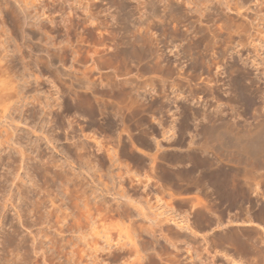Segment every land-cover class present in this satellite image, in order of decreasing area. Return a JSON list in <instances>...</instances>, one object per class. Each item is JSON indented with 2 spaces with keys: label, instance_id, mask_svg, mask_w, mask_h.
Returning a JSON list of instances; mask_svg holds the SVG:
<instances>
[{
  "label": "rangeland",
  "instance_id": "374dc122",
  "mask_svg": "<svg viewBox=\"0 0 264 264\" xmlns=\"http://www.w3.org/2000/svg\"><path fill=\"white\" fill-rule=\"evenodd\" d=\"M174 1L0 0L6 82L44 105L0 115L1 141L18 128L0 151V264H264V161L207 140L264 124V0Z\"/></svg>",
  "mask_w": 264,
  "mask_h": 264
},
{
  "label": "bare ground",
  "instance_id": "6f19581e",
  "mask_svg": "<svg viewBox=\"0 0 264 264\" xmlns=\"http://www.w3.org/2000/svg\"><path fill=\"white\" fill-rule=\"evenodd\" d=\"M121 1V0H120ZM146 1V0H145ZM177 1V0H176ZM176 1H174V2H176ZM151 5H152V7L153 6H156L157 5V2L156 1H148ZM147 2V3H148ZM183 2V1H182ZM54 3V2H53ZM58 3V2H57ZM170 3V2H169ZM185 3V2H184ZM143 5H145V7H146V5L147 4H145V2H143L142 3ZM166 4H167V2H166ZM86 5V4H85ZM91 5V4H90ZM189 5L191 6V4L189 3ZM18 6V5H17ZM227 6V5H226ZM148 7V6H147ZM206 7V6H205ZM231 7V6H230ZM19 8H21L20 6H19ZM191 8V7H190ZM227 8H228V6H227ZM59 9V8H58ZM77 9V8H76ZM144 10H145V8H143ZM150 8L148 7V10H149ZM159 9V8H158ZM174 9V8H173ZM148 10L146 11L147 12V14L149 13L148 12ZM154 10H155V8H154ZM172 10V9H171ZM182 10V9H181ZM191 10V9H190ZM194 10V9H193ZM197 10V9H196ZM229 10H230V8H229ZM91 11V10H90ZM143 11V10H142ZM167 11V10H166ZM192 11V10H191ZM2 12V11H1ZM61 12V11H60ZM86 12V11H85ZM169 12V11H168ZM174 12H175V10H174ZM195 12V11H194ZM193 12V13H194ZM142 13H145V12H142ZM179 13V12H178ZM193 13H191V14H193ZM197 12H195L194 13V16H195V14H196ZM25 14V13H24ZM61 14V13H60ZM92 14V13H91ZM146 14V13H145ZM144 14V15H145ZM174 14V13H173ZM198 14H200V11L198 12ZM201 14H202V16H201ZM200 14V16L201 17H203V13H201ZM76 15V14H75ZM127 15V14H126ZM129 15V14H128ZM127 15V16H128ZM143 14H142V17L144 16ZM170 15V14H169ZM186 15V14H185ZM61 16H63V15H61ZM149 16V15H148ZM167 16V15H166ZM187 16H188V14H187ZM209 16V15H208ZM220 16V15H219ZM94 17V16H93ZM96 17V16H95ZM146 17H147V15H146ZM171 17V16H170ZM192 16H190V18H191ZM66 18V17H65ZM144 18V17H143ZM152 18V17H151ZM172 18V17H171ZM189 18V17H188ZM29 17L27 16V15H24V17H23V24L25 25V26H29L30 27V25H31V23L29 22ZM70 19V18H69ZM127 19V18H126ZM147 19V18H146ZM148 19H149V17H148ZM192 19V18H191ZM190 19V20H191ZM20 20H21V18H20ZM130 20V19H129ZM144 19H142V22H146L145 20L143 21ZM69 21V20H68ZM126 21V20H125ZM198 21V20H197ZM21 22V21H20ZM77 22V21H76ZM162 22V21H161ZM65 23H67V22H65ZM71 23V22H70ZM232 23V22H231ZM21 24H22V22H21ZM35 24V23H34ZM143 24V23H142ZM151 24V23H150ZM149 24V25H150ZM171 25V24H170ZM236 25V24H235ZM79 26V25H78ZM71 27V26H70ZM144 27V26H143ZM142 27V28H143ZM147 27H148V25H147ZM164 27V26H163ZM22 28H23V26H22ZM151 28V27H150ZM153 28V27H152ZM172 28V27H171ZM174 29H175V27H173ZM137 29V28H136ZM144 29H146L145 27H144ZM149 29V28H148ZM166 29H168V28H166ZM177 30H178V28H176ZM24 30V29H23ZM164 30V29H163ZM171 30V29H170ZM169 30V32H171ZM173 30V29H172ZM189 30V29H188ZM218 30H219V28H218ZM228 30V29H227ZM226 30V31H227ZM123 31V30H122ZM233 31V30H232ZM239 31V30H238ZM134 32V31H133ZM154 32V31H153ZM165 32V31H164ZM163 32V33H164ZM173 32V31H172ZM175 32V31H174ZM178 32V31H177ZM177 32H175V33H177ZM75 33V32H74ZM152 33V32H151ZM174 33V34H175ZM26 34V33H25ZM166 34V33H165ZM172 34V33H171ZM179 34V33H178ZM177 34V35H178ZM238 34V33H237ZM130 35V34H129ZM150 35H152V34H150ZM164 35V34H163ZM214 35V34H213ZM94 36V35H93ZM168 36V35H167ZM166 38V37H165ZM173 38V37H172ZM161 39V38H160ZM110 40V39H109ZM153 40V39H152ZM226 40V39H225ZM105 42H106V40H105ZM128 42V41H127ZM161 42H163V41H161ZM167 42V41H166ZM185 42H187V41H185ZM126 43V42H125ZM234 43V42H233ZM124 44V43H123ZM152 44V43H151ZM154 44V43H153ZM152 44V45H153ZM190 44V43H189ZM125 46H126V44H124ZM128 45V44H127ZM130 45V44H129ZM148 45V44H147ZM146 45V46H147ZM158 45V44H157ZM156 45V46H157ZM201 45V44H200ZM174 46H176V45H174ZM130 47V46H129ZM150 47V46H149ZM155 47V46H154ZM154 47H151L152 49L154 48ZM192 47V46H191ZM207 47V46H206ZM150 48V49H151ZM174 48V49H173ZM172 49H173V51L175 50V47H173ZM176 48H178V46H176ZM84 49V48H83ZM125 49V48H124ZM150 49H149V51H150ZM151 49V51H153ZM197 49V48H196ZM130 50V49H129ZM177 50V49H176ZM188 50H190V49H188ZM193 50V49H192ZM200 50V49H199ZM151 51L149 52V54L151 53ZM172 51V52H173ZM206 51V50H205ZM97 52V51H96ZM146 52V51H145ZM144 52V50H142V53H144V54H146ZM148 52V51H147ZM121 53V52H120ZM128 53V52H127ZM126 53V54H127ZM141 53V54H142ZM176 53H177V51H176ZM198 53V52H197ZM215 53V52H214ZM7 54V53H6ZM60 54V53H59ZM139 54V53H138ZM143 54V55H144ZM152 54V53H151ZM150 54V55H151ZM156 54V53H155ZM160 54V53H159ZM98 55V54H97ZM114 55V54H113ZM148 55V54H147ZM150 55H148V58L150 57ZM154 55V54H153ZM162 55V54H161ZM177 56H178V54H176ZM8 55H4V57L2 58V59H0V115H2V118L3 119H6L7 120V118H6V116L7 115H9V114H11L12 113V111L14 110H18L19 108H21V107H23L24 106V104L22 103L23 102V100H24V103H26L25 101L27 100V99H29L28 98V95L29 94H34V92L36 93V91L38 90V88L36 89V88H33V87H35V86H33V87H28V85H27V81L24 83V84H19V81L17 80V83H18V85H15L14 86V84H17L16 83V80H15V83H13L14 81H12V79H11V77L13 76V75H11L10 76V80H11V82L10 81H8V82H6V79L7 78H9V72H7L6 70H3L2 69V65H1V61L2 60H5L6 59V57H7ZM60 56V55H59ZM61 56H63V54L61 55ZM146 56V55H145ZM147 57V56H146ZM21 58H22V55H21ZM46 58V57H45ZM48 58V57H47ZM143 58H144V56H143ZM148 58H146V61H147V59ZM153 58V57H152ZM160 58V57H159ZM158 58V59H159ZM163 58V57H162ZM161 58V60H163ZM104 59V58H103ZM145 59V58H144ZM151 59V57L148 59V60H150ZM202 59V58H201ZM34 60V59H33ZM65 60V59H64ZM199 60V59H198ZM37 61L39 62L40 61V59L38 60V58H37ZM36 61V62H37ZM43 61H44V64H46L45 62H46V60H42V63H43ZM155 61V60H154ZM202 61V60H201ZM29 62V61H28ZM38 62H37V65H38ZM48 62H50V61H48ZM61 62H63V61H61ZM94 62V61H93ZM96 62V61H95ZM148 62V61H147ZM163 62V61H162ZM162 62H160V63H157L156 65H159V64H161V66H162ZM203 62V61H202ZM26 63V62H25ZM24 63V64H25ZM54 63V62H53ZM52 63V64H53ZM56 63V62H55ZM98 63V62H97ZM151 63H153V61L151 62ZM150 63V65L153 67V65H155V63L152 65ZM165 63V62H164ZM166 63H167V61H166ZM40 64V63H39ZM49 64V63H48ZM104 64V63H103ZM169 64H170V61H169ZM29 65V64H28ZM27 65V66H28ZM32 65V64H31ZM40 65H42V64H40ZM40 65H38V66H40ZM95 64H93V66H94ZM115 65V64H114ZM117 65V64H116ZM132 65V64H131ZM148 65V64H147ZM164 65V64H163ZM201 65V64H200ZM50 66H54V65H50ZM103 66V65H102ZM150 66V67H151ZM160 66V65H159ZM159 66H157V67H159ZM166 66V65H165ZM169 65L167 64V66L166 67H164L165 68V70L167 69V67H168ZM173 64H172V67H171V69H173ZM179 66V65H178ZM31 67V66H30ZM99 68H100V66H98ZM98 67H95L96 68V70L98 71ZM125 67H127V66H125ZM170 67V66H169ZM32 68V67H31ZM41 68V67H40ZM44 68V67H43ZM48 68V67H47ZM94 68V67H93ZM98 68V69H97ZM116 68V67H115ZM138 68V67H137ZM160 68V67H159ZM164 68H161V69H159V70H164ZM29 69V68H28ZM101 69V68H100ZM149 69V68H148ZM194 69V68H193ZM95 70V69H94ZM162 70V71H163ZM170 70V69H169ZM168 69H167V71H169ZM60 71V70H59ZM81 71V70H80ZM96 71V72H97ZM106 71V70H105ZM43 72V71H42ZM55 72V71H54ZM100 72V71H99ZM139 72V71H138ZM173 72V71H172ZM117 73H118V71H117ZM116 73V74H117ZM169 73H171L170 71H169ZM53 74V73H52ZM56 74V73H55ZM85 73H83V75H84ZM89 74V73H88ZM87 74V75H88ZM91 74V73H90ZM92 74H93V72H92ZM94 74H97V73H94ZM158 74V73H157ZM100 75V74H99ZM111 75V74H110ZM123 75V74H122ZM128 75V74H127ZM130 75V74H129ZM8 76V77H7ZM33 76V75H32ZM93 76V75H92ZM183 76V75H182ZM18 77V76H17ZM55 77V76H54ZM85 77H86V75H85ZM103 77V76H102ZM119 77V76H118ZM90 77H89V75H88V80L90 81V79H89ZM104 78V77H103ZM109 79H111L110 77H108ZM37 79V78H36ZM189 79V78H188ZM9 80V79H8ZM83 80H87V77H86V79L85 78H83ZM87 80V81H88ZM78 81V80H77ZM79 81H81V82H83L82 80H79ZM86 81V82H87ZM88 81V82H89ZM126 81H128V80H125L124 82L126 83ZM39 82V81H38ZM85 82V81H84ZM91 82V81H90ZM89 82V83H90ZM92 82H93V80H92ZM92 82H91V84H92ZM105 82V81H104ZM104 82H102V83H104ZM110 82V81H109ZM123 82V83H124ZM130 82V81H129ZM11 83H13V84H11ZM29 83V82H28ZM89 83H87L88 85H89V87H92L93 89H94V91H97V90H95V86H96V84H94L95 86L93 87V86H90V84ZM96 83H97V81H96ZM185 83V82H184ZM118 84V83H117ZM108 85H110V84H108ZM119 85V84H118ZM122 85V84H121ZM120 85V86H121ZM126 85H129L128 83H126ZM84 86H86V85H84ZM97 86H98V84H97ZM96 86V87H97ZM107 86V85H106ZM112 86H113V84H112ZM125 87L126 88V86L125 85H122V87ZM130 87V86H129ZM121 88V87H120ZM124 88V89H125ZM93 89H91V90H93ZM127 89V88H126ZM126 89H125V91H126ZM86 90V89H85ZM88 90H90V88H87V91ZM122 90V89H121ZM128 90V89H127ZM136 90V89H135ZM99 91V90H98ZM97 91V92H98ZM124 91V90H123ZM125 91L123 92V93H125ZM38 92V91H37ZM92 92V91H91ZM95 93V92H94ZM93 92L91 93L92 95L94 94ZM127 93V92H126ZM37 94V93H36ZM39 94V93H38ZM87 94V93H86ZM96 94H99V93H95L94 95H96ZM93 95V96H94ZM105 95H106V93H105ZM71 96V95H70ZM88 96H90V95H88ZM119 96V95H118ZM27 97V98H26ZM31 98V100L29 101V102H31V101H33V99L34 100H37L39 103H40V105L42 104L43 105V102H41L40 100L41 99H38L36 96H30ZM78 97V96H77ZM111 97V96H110ZM125 97V96H124ZM72 98V97H71ZM104 98V97H103ZM137 98V97H136ZM91 99V98H90ZM94 99H95V96H94ZM93 99V100H94ZM99 99V98H98ZM92 100V99H91ZM96 101H98L97 99H95ZM133 100V99H132ZM37 101H35V102H37ZM49 101V100H48ZM137 101V100H136ZM45 102V101H44ZM86 102V101H85ZM107 102V101H106ZM20 103H22L20 106L21 107H19L18 106V109H16L17 107V105H19ZM39 103H38V105H39ZM94 103V102H93ZM28 104H30V103H28ZM34 104V103H33ZM46 104V103H45ZM82 104V103H81ZM92 104V103H91ZM98 104H100V103H98ZM118 104V103H117ZM131 104V103H130ZM27 105V104H26ZM36 105H37V103H36ZM39 105V106H40ZM54 105V104H53ZM137 105V104H136ZM29 106V105H28ZM27 106V107H28ZM44 106V105H43ZM46 106V105H45ZM50 106V105H49ZM49 106H47V107H49ZM93 106V105H92ZM100 106V105H99ZM109 106V105H108ZM134 106V105H133ZM140 107V106H139ZM138 107V108H139ZM26 108V107H25ZM42 108H45V107H41L40 106V109H42ZM104 108H106V107H104ZM104 108H103V110H104ZM23 109L24 108H22V111H20V114L23 112ZM32 109V108H31ZM33 109H34V107H33ZM46 109V108H45ZM45 109H43L41 112H43V111H45ZM51 109V108H50ZM91 109H94L93 107L91 108ZM98 109H100V108H97L96 109V111H95V109L93 110V112H97V110ZM19 110H21V109H19ZM25 110V109H24ZM46 110H48V108L46 109ZM101 111H103L102 109H100ZM28 111H29V109H28ZM53 111V110H52ZM88 111H92V110H88ZM105 111V110H104ZM103 111V112H104ZM122 111V110H121ZM15 113V112H14ZM82 113V112H81ZM89 113V112H88ZM99 113V112H98ZM102 113V112H101ZM34 114V113H33ZM43 114V113H42ZM47 114V113H46ZM45 114V115H46ZM82 114H84V113H82ZM91 114V113H90ZM94 114V113H93ZM100 114V113H99ZM98 114V115H99ZM104 114V113H103ZM102 114V115H103ZM122 114V113H121ZM120 114V115H121ZM13 115V117H12V120H11V123H16V125H17V123H18V121L16 120V119H14V114H12ZM29 115H31V117H32V114H29ZM92 115V114H91ZM96 116H97V113L95 114ZM135 115V114H134ZM18 116V115H17ZM42 116V115H41ZM50 116V115H49ZM22 117V116H21ZM20 117V118H21ZM103 117V116H102ZM123 117V116H122ZM92 118V117H91ZM94 119H95V117H93ZM128 118V117H127ZM130 118V117H129ZM137 118V117H136ZM2 120V119H1ZM124 120V119H123ZM90 121V120H89ZM127 121V120H126ZM24 122V121H23ZM23 122H22V124H23ZM61 122V121H60ZM96 122V121H95ZM125 122V121H124ZM4 123V122H3ZM112 124V123H111ZM125 124V123H124ZM10 125H12V124H10ZM19 125H21L20 124V122H19ZM59 125V124H58ZM86 125V124H85ZM95 125V124H94ZM128 125V124H127ZM222 125V124H221ZM6 126H8V125H6ZM28 126H30V125H28ZM114 126V125H113ZM264 127V124L262 125L261 124V126H256V127H254V128H246V129H244V130H237V129H235V128H233V127H231V126H218L217 128H213V130L210 132L209 131V133H210V136H209V134H208V144L210 145V146H214V148L216 147L218 150H222L223 152H225V153H227L228 155H230L229 157L230 158H234V159H236L235 157H239L240 159H245V161H247V162H253V161H260V162H263L264 160H263V157H264V136H262L261 138H258V135H259V133L261 132V130H262V128ZM12 127V126H11ZM17 127V126H16ZM15 127V128H16ZM125 127V126H124ZM123 127V128H124ZM262 127V128H261ZM15 128H11V137L8 139V141L7 140H5L6 142H4V141H1V138H0V151L2 150V148L3 147H6L5 146V144H9V143H12V144H15V145H17L16 143H14V135H15V131L17 132V130H18V128L15 130ZM28 128H30V127H28ZM32 128V127H31ZM39 128V127H38ZM107 128H109V127H107ZM32 129H34V128H32ZM21 130V129H20ZM112 130V129H111ZM36 132L35 130H32V132ZM130 131V130H129ZM9 130H8V135H9ZM38 132V131H37ZM72 132V131H71ZM127 132V131H126ZM5 133V132H4ZM30 133V132H29ZM104 133V132H103ZM6 134V133H5ZM47 135V134H46ZM229 135V139L230 140H232L231 139V137L233 136V141L230 143V142H227L226 141V139H225V136L227 137ZM2 136V134H1V132H0V137ZM10 136V135H9ZM9 136H7L6 138H8ZM19 136H20V134H19ZM36 136V135H35ZM131 136V135H130ZM2 137H5V136H2ZM51 137H53V136H51ZM140 138V137H139ZM5 139V138H4ZM96 139V138H95ZM94 139V140H95ZM47 140H49V139H47ZM52 140V139H51ZM53 141V140H52ZM52 141H50L49 143V145H51L52 143ZM34 142V141H33ZM121 142V141H120ZM141 142V141H140ZM28 143V142H27ZM32 144V143H31ZM78 144V143H77ZM76 144V146H78ZM119 144V143H118ZM11 146V145H10ZM18 146V145H17ZM17 146H16V148H17ZM28 146V145H27ZM36 146V145H35ZM53 146V145H52ZM13 147V146H12ZM80 147V146H79ZM87 147V146H86ZM15 148V149H16ZM19 148V147H18ZM32 148H33V146H32ZM5 148H3V150H4ZM26 149V148H25ZM101 149V148H100ZM105 149V148H104ZM161 149V148H160ZM159 149V150H160ZM22 150V149H21ZM21 150H19V151H21ZM33 150H35V149H33ZM24 151H26V150H24ZM158 151V150H157ZM219 152V151H218ZM221 152V151H220ZM222 152V153H223ZM24 153L25 152H23V151H21L19 154L21 155H23L24 156ZM93 154V153H92ZM106 154V153H105ZM114 154V153H113ZM1 155V154H0ZM30 155V154H29ZM115 155V154H114ZM118 155V154H117ZM224 155V154H223ZM13 156V155H12ZM12 156H11V158H12ZM26 156H27V152H26ZM33 156V155H32ZM41 156V155H40ZM1 157V156H0ZM21 158H23L22 156H20ZM31 158V157H30ZM149 158V157H148ZM153 158H154V156H153ZM152 158V159H153ZM238 158V159H239ZM7 159H9V158H7ZM25 159H27V160H29V156H28V158L27 157H25L24 158V160ZM49 159V158H48ZM47 159V160H48ZM54 159H55V157H54ZM54 159H53V162H54ZM113 159V158H112ZM122 159V158H121ZM143 159V158H142ZM176 159V158H175ZM239 159V160H240ZM1 160V159H0ZM24 160H22V163H23V161ZM33 160V159H32ZM45 160V159H44ZM56 160V159H55ZM119 160V159H118ZM13 161H15V160H13ZM36 161V160H35ZM41 161V160H40ZM112 161V160H111ZM42 162H43V160H42ZM49 162V161H48ZM250 162V163H251ZM24 165H26V163H27V161H24ZM52 163V162H51ZM51 163H48L49 165L51 164ZM113 163H114V161H113ZM258 163V162H257ZM21 164V163H20ZM54 164V163H53ZM118 164V163H117ZM120 164V163H119ZM251 164H253V163H251ZM39 165V164H38ZM47 164H45V165H42V166H46ZM54 165H56V163L54 164ZM62 165V164H61ZM88 165V164H87ZM152 165V164H151ZM157 166V165H156ZM210 166V165H209ZM57 167H59L60 168V166H55V168H57ZM149 167V166H148ZM21 168H23V166L21 167ZM42 168H44V167H42ZM46 168V167H45ZM52 168V167H51ZM58 168V169H59ZM18 169H20L19 167H18ZM40 169V168H39ZM64 169V168H63ZM145 169V168H144ZM14 170H16V169H14ZM53 170V169H52ZM60 170V169H59ZM61 170H62V168H61ZM20 171V170H19ZM19 171L17 172V173H19ZM46 171V170H45ZM67 171V170H66ZM136 171V170H135ZM154 171V170H153ZM35 172V171H34ZM70 172V171H69ZM137 172V171H136ZM142 172V171H141ZM164 172V171H163ZM59 173H60V171H59ZM58 173V174H59ZM61 173H63V172H61ZM178 173V172H177ZM16 174V173H15ZM38 174V173H37ZM41 174V173H40ZM42 174H44V173H42ZM46 174V173H45ZM78 174V173H77ZM168 174V173H167ZM219 174V173H218ZM18 176L20 175V173L19 174H17ZM16 175V176H17ZM30 175H31V173H30ZM29 175V176H30ZM67 175H68V173H67ZM28 176V175H27ZM28 176V177H29ZM32 176V175H31ZM63 176V175H62ZM80 176V175H79ZM78 176V177H79ZM165 176V175H164ZM27 177V179H29ZM42 177V176H41ZM74 177V176H73ZM6 178V177H5ZM17 178H19V177H17ZM69 178V177H68ZM67 178V179H68ZM162 178V177H161ZM172 178V177H171ZM2 179H3V177H2ZM20 179V178H19ZM65 179H66V177H65ZM183 179V178H182ZM24 180V179H23ZM31 180V179H30ZM29 180V181H30ZM69 180V179H68ZM67 180V181H68ZM141 180V179H140ZM1 181V180H0ZM25 181V180H24ZM55 181V180H54ZM71 181V180H70ZM146 181V180H145ZM21 182V181H20ZM32 182V181H31ZM64 182V181H63ZM71 183V182H70ZM77 183V182H76ZM139 183V182H138ZM141 183V182H140ZM171 183V182H170ZM15 184H18V183H16V181H15ZM134 184V183H133ZM143 184V183H142ZM146 184V183H145ZM20 185H22V184H20ZM67 185V184H66ZM141 185V184H140ZM5 186V185H4ZM7 186V185H6ZM18 186H19V184H18ZM17 186V187H18ZM25 186V185H24ZM162 186V185H161ZM26 187V186H25ZM139 187V186H138ZM141 187V186H140ZM21 188V187H20ZM23 188V187H22ZM27 188V187H26ZM63 188V187H62ZM170 188V187H169ZM2 189V188H1ZM18 190V189H17ZM16 190V191H17ZM21 190V189H20ZM28 190V189H27ZM30 190V189H29ZM68 190V189H67ZM134 190V189H133ZM141 190H146V188L144 189V188H142ZM149 190V189H148ZM166 190H167V188H166ZM22 191V190H21ZM31 191V190H30ZM38 191V190H37ZM140 191V190H139ZM156 191H157V189H156ZM3 192H4V190H3ZM7 192V191H6ZM33 192V191H32ZM39 192V191H38ZM150 192V191H149ZM28 193V192H27ZM138 193V192H137ZM36 194H38L37 192H36ZM40 194V193H39ZM69 194V193H68ZM79 194V193H78ZM168 194V193H167ZM29 195V194H28ZM25 196V195H24ZM27 196V195H26ZM3 197V196H2ZM12 197V196H11ZM23 197V196H22ZM37 197V196H36ZM4 198V197H3ZM26 198V197H25ZM28 198V197H27ZM52 198H54V197H52ZM150 198V197H149ZM154 198V197H153ZM14 199V198H13ZM20 199H22V198H20ZM29 199V198H28ZM36 199V198H35ZM147 199V198H146ZM10 200V199H9ZM24 200V199H23ZM40 200V199H39ZM53 200V199H52ZM51 200V201H52ZM55 200V199H54ZM64 200V199H63ZM70 200V199H69ZM3 201V200H2ZM15 201V200H14ZM14 201H12L13 203H14ZM21 201V200H20ZM31 201V200H30ZM133 201V200H132ZM33 202H34V200H33ZM42 202V201H41ZM189 202V201H188ZM8 203H9V201H8ZM36 203V202H35ZM43 203H44V201H43ZM83 203V202H82ZM123 203V202H122ZM150 203V202H149ZM34 204V203H33ZM37 204V203H36ZM53 204V203H52ZM1 205V204H0ZM6 205H7V203H6ZM55 205H56V203H55ZM52 206V205H51ZM74 206V205H73ZM84 206V205H83ZM96 206V205H95ZM128 206V205H127ZM48 207V206H47ZM55 207V206H54ZM88 207V206H87ZM90 207H91V205H90ZM5 208H6V206H5ZM17 208V207H16ZM39 208L40 207H38V209H36V210H39ZM139 208V207H138ZM87 209V208H86ZM93 209V208H92ZM101 209V208H100ZM130 209V208H129ZM149 209V208H148ZM27 210H29V209H27ZM62 210V209H61ZM137 210V209H136ZM16 211V210H15ZM18 211V210H17ZM16 211V212H17ZM33 211V210H32ZM40 211V210H39ZM63 211V210H62ZM81 211V210H80ZM110 211V210H109ZM50 212H52V211H50ZM146 212V211H145ZM151 212V211H150ZM17 213H19V212H17ZM36 213V212H35ZM34 213V214H35ZM81 213V212H80ZM91 213V212H90ZM114 213V212H113ZM184 213V212H183ZM61 214H63V213H61ZM52 215V214H51ZM117 215V214H116ZM161 215V214H160ZM22 216V215H21ZM70 216V215H69ZM68 216V217H69ZM83 216V215H82ZM108 216V215H107ZM20 217V216H19ZM18 217V218H19ZM90 217V216H89ZM94 217V216H93ZM122 217V216H121ZM156 217V216H155ZM23 218V217H22ZM66 218V217H65ZM78 218V217H77ZM127 218V217H126ZM152 218V217H151ZM171 218V217H170ZM175 218V217H174ZM37 219V218H36ZM46 219H47V215H46ZM68 219V218H67ZM66 219V220H67ZM130 219V218H129ZM156 218H154L153 219V222H154V225L156 226V224H157V222H156V220H155ZM76 220H78V219H76ZM165 220V219H164ZM21 221V220H20ZM23 221V220H22ZM124 221V220H123ZM162 221V220H161ZM173 221H174V219H173ZM24 222V221H23ZM60 222V221H59ZM79 222H80V220H79ZM156 222V223H155ZM171 222V221H170ZM75 223V222H74ZM89 223V222H88ZM181 223V225H183V227H180V228H182L183 230H186V231H191L192 230V228L188 225V223H185V222H183V220L180 222ZM71 224H72V222H71ZM131 224H132V222H131ZM162 224H164L163 222H162ZM162 224H160V222H159V226L161 225V227H162ZM174 224V223H173ZM1 225V224H0ZM72 225H74V224H72ZM72 225L70 226V227H72ZM76 225H79V224H77V222H76ZM180 225V226H181ZM68 226H69V224H68ZM178 226V225H177ZM25 227V226H24ZM73 227H75V225L73 226ZM72 227V228H73ZM145 228H146V226H144ZM158 227V226H157ZM160 227V228H161ZM79 228V227H78ZM141 228V227H140ZM144 228V229H145ZM149 228V227H148ZM154 228V227H153ZM143 229V228H142ZM163 229V228H162ZM156 230V229H155ZM161 230V229H160ZM181 230V229H180ZM147 231H148V229H147ZM194 231V230H193ZM29 232V231H28ZM161 232V231H160ZM163 232V231H162ZM182 232V231H181ZM192 232V231H191ZM152 235V234H151ZM181 235V234H180ZM139 236V235H138ZM184 236V235H183ZM165 237V236H164ZM186 237V236H185ZM166 238V237H165ZM190 239V238H189ZM148 241H150V240H148ZM134 242V241H133ZM133 242H131V243H133ZM159 242V241H158ZM169 243V242H168ZM171 243V242H170ZM12 244V243H11ZM125 244V243H124ZM153 244V243H152ZM176 245V244H175ZM64 246V245H63ZM120 246V245H119ZM134 247H137V244H136V246L135 245H133ZM133 247V248H134ZM159 247V246H158ZM162 247H163V245H162ZM13 248V247H12ZM123 248V247H122ZM14 249V248H13ZM21 249V248H20ZM26 249V248H25ZM126 248H124V250H125ZM128 249V248H127ZM127 249H126V251H127ZM136 249V248H135ZM116 250V249H115ZM132 250V249H131ZM134 250V249H133ZM137 250H138V248H137ZM162 250H163V248H162ZM14 251V250H13ZM36 251V250H35ZM109 251V250H108ZM111 251V250H110ZM129 251H130V249H129ZM18 252V251H17ZM122 252V251H121ZM7 253V252H6ZM15 253V252H14ZM128 253V252H127ZM121 254V253H120ZM20 255V254H19ZM123 255V254H122ZM122 255H120V257L122 256ZM126 255V254H125ZM125 255H123V256H125ZM128 255V254H127ZM131 255V254H130ZM160 255V254H159ZM21 257V256H20ZM115 258H117V257H115ZM122 258V257H121ZM27 260V259H26ZM94 260V259H93ZM128 260V259H127ZM11 262V261H10ZM97 262V261H96ZM121 262V261H120ZM95 263V262H94Z\"/></svg>",
  "mask_w": 264,
  "mask_h": 264
}]
</instances>
